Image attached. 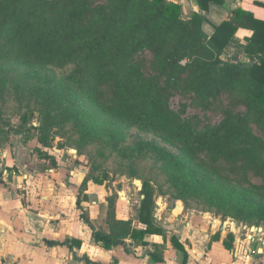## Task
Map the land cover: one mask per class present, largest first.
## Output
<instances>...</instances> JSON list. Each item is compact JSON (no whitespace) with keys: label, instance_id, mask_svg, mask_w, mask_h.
<instances>
[{"label":"trees","instance_id":"1","mask_svg":"<svg viewBox=\"0 0 264 264\" xmlns=\"http://www.w3.org/2000/svg\"><path fill=\"white\" fill-rule=\"evenodd\" d=\"M197 2L202 11L209 3H223ZM261 7L264 10V3ZM204 21L197 13L183 18L180 7L167 0H0V59L53 70L78 65L84 88L89 86V99L104 111L159 131L189 153H204L209 164L224 162L232 171L261 173L264 141L253 135L250 126L264 136V20L236 9L213 27L210 36L202 29ZM239 29L250 35L239 39ZM232 49L238 52L233 54ZM109 82L110 99L103 90ZM160 92L166 98L178 94L203 110L212 107L222 120L197 132L164 108ZM20 119L25 121L24 116ZM0 122V129L9 126ZM148 157L156 163H178L174 153L160 146H153ZM140 197L135 219L116 218L125 225L121 233L91 229L94 242L111 249L125 247V240L145 246L147 237H165L154 218V189L149 182L142 183ZM76 207L80 208L78 201ZM81 219L88 224L82 215ZM170 241L178 262L187 264L183 246L175 237ZM232 241L229 234L225 247L231 248ZM45 243L72 250L68 240ZM81 260L97 264L87 257Z\"/></svg>","mask_w":264,"mask_h":264},{"label":"rangeland","instance_id":"2","mask_svg":"<svg viewBox=\"0 0 264 264\" xmlns=\"http://www.w3.org/2000/svg\"><path fill=\"white\" fill-rule=\"evenodd\" d=\"M145 59L150 60L148 52ZM78 70V65L53 70L0 59V120L9 123L0 129V184L13 185L20 199H34L37 207L31 212L38 219L45 218L48 209L47 214L68 221L65 227L81 215L88 221L93 214L88 206L97 200L98 220L94 226L88 223L86 232L121 233L125 225L116 218L135 219L142 183L147 181L154 189V213L162 219L171 209L173 217L183 220L188 215L229 218L264 231V171L244 174L224 162L209 164L204 153H189L159 131L104 111L89 99V86L84 88ZM103 90L108 99L113 97L112 82ZM160 95L164 108L197 132L222 120L212 107H193L178 94ZM153 146L174 153L177 165L148 157ZM71 200L83 209H71Z\"/></svg>","mask_w":264,"mask_h":264},{"label":"crops","instance_id":"3","mask_svg":"<svg viewBox=\"0 0 264 264\" xmlns=\"http://www.w3.org/2000/svg\"><path fill=\"white\" fill-rule=\"evenodd\" d=\"M167 1L177 4L185 19H190L194 13L203 16L205 21L202 29L208 36L213 33L214 26L227 21L231 12L236 9L249 12L255 19L264 20V10L261 7L264 0H222L221 5L209 3L206 11L200 9L197 0ZM249 35L250 31L246 29H239L236 33L241 40ZM33 200L20 199L13 185L5 187L0 184V264H85L81 260L83 257L97 264H180L171 244V237H175L187 252V264H246V261L247 264H264V248L262 254L252 256L247 246L239 245L238 236L234 234L231 248H226L225 244L231 233L211 230L210 218L207 217L188 215L183 220L173 217L174 211L169 209V214L162 219L161 215L154 213L156 223L166 233L165 237H147L145 246L125 240V247L104 249L100 243L94 242L91 229L86 232L87 224L81 216L72 221V226L66 227L65 223L68 221L47 214L48 209L43 216L45 218L38 219L37 214L31 212V209L37 207ZM69 206L71 209L76 207V200H71ZM90 206L87 210L93 208V214L88 218V223L94 226L99 212L97 200L91 202ZM66 240L72 250L65 246H47L45 243ZM262 244L264 245L263 242ZM261 245H252V250L255 251V247ZM202 247H206L203 257L195 258L194 253L200 252ZM43 253L50 257L45 258ZM235 253L237 257H234ZM155 257L160 260L156 261Z\"/></svg>","mask_w":264,"mask_h":264},{"label":"built area","instance_id":"4","mask_svg":"<svg viewBox=\"0 0 264 264\" xmlns=\"http://www.w3.org/2000/svg\"><path fill=\"white\" fill-rule=\"evenodd\" d=\"M3 174L6 175L7 171L4 170ZM210 218V229L217 232L231 233L238 236L239 245L247 246L250 254L257 255L262 254L264 245L257 247L255 251L252 250V245L262 242V237L264 236L263 228L256 227L252 225H245L243 223H238L232 219L226 218ZM189 225V224H187ZM206 247H202L200 252H195L194 255L196 258H202ZM234 257H237V254H234Z\"/></svg>","mask_w":264,"mask_h":264}]
</instances>
